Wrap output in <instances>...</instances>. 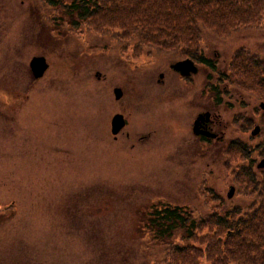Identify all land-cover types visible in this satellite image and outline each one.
Instances as JSON below:
<instances>
[{"label":"rangeland","instance_id":"obj_1","mask_svg":"<svg viewBox=\"0 0 264 264\" xmlns=\"http://www.w3.org/2000/svg\"><path fill=\"white\" fill-rule=\"evenodd\" d=\"M88 23L76 28L40 0H0V264H156L167 244L145 227L153 207L207 216L250 204L236 183L249 161L227 150L248 144L259 171L264 138L251 133L263 101L229 76L239 50L264 59V24L229 38L204 32L200 53L216 69L192 84L173 78L165 92L158 74L182 53L135 51ZM35 56L49 64L37 80ZM197 109L218 113L220 140L192 134ZM117 114L127 125L114 140Z\"/></svg>","mask_w":264,"mask_h":264},{"label":"trees","instance_id":"obj_2","mask_svg":"<svg viewBox=\"0 0 264 264\" xmlns=\"http://www.w3.org/2000/svg\"><path fill=\"white\" fill-rule=\"evenodd\" d=\"M40 1L59 8L76 28L89 27L90 20L102 23L106 31L115 32L119 42L138 43L135 51L145 48L150 54L178 51L191 58L198 55L213 71L214 66L200 53L204 32L229 38L264 24V0ZM230 72L229 81L236 90L250 92L264 102L263 58L239 50ZM260 124L258 136L264 138V118ZM228 149L230 156L249 161L238 172L236 183L250 204L207 216L179 206L153 207L145 217V227L152 240L167 244L156 264H264V170L254 171V149L248 144L234 140ZM176 237L183 244H175Z\"/></svg>","mask_w":264,"mask_h":264},{"label":"flooded vegetation","instance_id":"obj_3","mask_svg":"<svg viewBox=\"0 0 264 264\" xmlns=\"http://www.w3.org/2000/svg\"><path fill=\"white\" fill-rule=\"evenodd\" d=\"M205 59L212 65L214 66V68L216 67L215 63L206 58ZM185 60H191L193 63H194V66L197 68V73L196 74H190V75H187V76H183L181 75L180 72L174 70L172 67L173 65L179 63V62H182V61H185ZM209 64V65H210ZM169 74H165L164 72H160L158 74V78L156 80V84L158 86H164L165 88V92H169V88L172 87V83L170 85V80L175 78L176 80L178 81H184V82H190L191 81V84H192V80L198 76L201 72V69H205V70H211L213 71L212 69H210L209 66L205 65L201 60H200V56H195L194 58H191L189 56H181L179 57V59H177L175 62L173 63H170L169 66ZM216 69V68H215ZM161 75L163 77H161ZM189 89L191 90H194V87L193 86H190ZM201 90V89H200ZM214 90V88H213ZM195 93L197 94V92L195 91ZM205 114H210V117L207 118V117H204L202 120H199V118ZM218 113L216 112H211V111H204V110H199L197 109V111L194 113V117L192 118V125L190 126L191 127V131H192V134L197 138L198 141L200 142H209V141H214V140H220L223 136L222 134H219L217 132V129H218V126H219V120H218ZM199 120V123H198V127H199V130L203 131V132H206V133H210V134H214L216 135V137H208V136H204V135H196L194 133V128H195V125H196V122ZM126 125H127V121H126ZM126 127V126H125ZM149 135H146V136H139V140L140 141H143V140H146V138H149ZM114 137V140H117L118 136H113Z\"/></svg>","mask_w":264,"mask_h":264},{"label":"water","instance_id":"obj_4","mask_svg":"<svg viewBox=\"0 0 264 264\" xmlns=\"http://www.w3.org/2000/svg\"><path fill=\"white\" fill-rule=\"evenodd\" d=\"M49 68V64L46 61L45 57H33L32 60L30 61V69L31 72L34 76L35 79H41L45 73L47 72ZM174 70L178 71L181 73L183 76H187L192 74L197 73V68L194 66V63L191 60H185L182 62H179L172 67ZM161 77H163L161 75ZM114 96L116 100H120L123 97V91L120 88H116L114 90ZM260 108L264 111V103L260 104ZM204 117L209 118L210 114H205L199 118V120H202ZM199 120L196 122L195 128H194V133L196 135H204L208 137H216L214 134L206 133L201 130H199L198 123ZM126 122L124 119L123 115L117 114L112 118L111 121V132L112 135L117 136L125 127ZM260 126H256L254 130L252 131L251 135L253 137L259 135L260 133ZM258 169H264V159H262L258 164H257ZM235 194V188L231 187L228 193V198L231 199Z\"/></svg>","mask_w":264,"mask_h":264}]
</instances>
